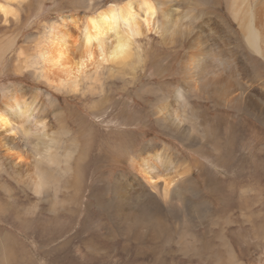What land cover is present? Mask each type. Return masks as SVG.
<instances>
[{
    "label": "rangeland",
    "instance_id": "1",
    "mask_svg": "<svg viewBox=\"0 0 264 264\" xmlns=\"http://www.w3.org/2000/svg\"><path fill=\"white\" fill-rule=\"evenodd\" d=\"M125 1L14 0L18 8L12 19L0 15V39L12 40L8 51L0 41V102L9 85L23 98L40 92L41 105L48 110L38 117L58 128L56 113H61L79 142L70 175L60 177L59 190L48 198L0 174V264H264V112L248 104L224 105L189 95L184 113L187 132L197 138L192 139L167 127L154 111L158 98L151 86L167 95L181 87L179 65L187 42L178 48L156 36L147 39L140 66L128 69L125 79L112 80L103 70L104 91L95 95L88 91L87 80L79 93L57 91L24 65L35 55L34 42L47 25L77 14L83 28L87 15ZM233 1L211 0L208 11L200 14L211 19L204 28L223 33L229 24L238 31ZM71 31L78 34L80 29ZM246 62L250 91L261 100L257 94L264 90V59L256 56ZM109 133L126 135L130 147L122 154L108 153ZM151 143L156 149L169 146L173 162L160 173L164 178L178 185L180 173L190 168L187 179H181L184 189L172 196L177 206L172 209L151 197L144 204L146 217L161 225L157 240L125 235L114 220L115 179L119 174L131 177L135 159ZM5 182L11 196L2 187Z\"/></svg>",
    "mask_w": 264,
    "mask_h": 264
},
{
    "label": "bare ground",
    "instance_id": "2",
    "mask_svg": "<svg viewBox=\"0 0 264 264\" xmlns=\"http://www.w3.org/2000/svg\"><path fill=\"white\" fill-rule=\"evenodd\" d=\"M12 1L0 2L3 19L17 13ZM210 4L211 0H126L124 3H111L107 8L87 15V24L83 28L79 25V15H65L60 22L45 27L43 34L34 42L35 55L26 58L24 65L38 81L57 91L79 93L85 87L84 80H87L88 91L95 95L104 91L103 70H108V78L112 80L125 79L130 74L128 69L135 70L134 65L140 66L143 42L147 39L156 36L163 44L178 48L187 42L189 49L179 65L181 87L172 95H167L159 86H151V91L158 98L154 111L159 120L175 132L183 136L189 133L192 139H197L192 131L187 132L190 127L185 124L188 116L184 113V105L188 103L189 95L213 98L224 105L248 104L250 108L264 112V90L257 94L262 99H255L256 94L250 91V78H246L250 69L246 61L253 62L256 56L264 59V0H234L231 11L239 29L234 31L232 25L227 24L223 33L214 29L209 32L210 28L203 26L205 21L211 25V19L200 17L208 11ZM172 5L182 7V10L170 9L169 12ZM200 20L203 23L198 22ZM71 28L73 31L80 29V32L72 33ZM0 41L6 51L11 48L12 40L8 43ZM2 53L4 51H0V57ZM22 96L13 92L11 85L4 88L0 102V174L7 173L18 185L37 195L32 180L34 164L32 154H29L32 146L26 133L29 128L37 127L48 132L69 128L59 112L56 113L58 128L53 127L47 118L38 117L40 112L48 110L41 105L40 92H36L32 99ZM50 100L54 102V98ZM78 114L74 112L76 120ZM105 147L108 153L119 151L122 154L130 145L126 144V135L109 133ZM69 149L72 153L71 171L73 157L79 149L77 138L72 137L71 143L65 144L64 150ZM172 162L169 146L156 149L151 143L135 159L131 177L117 175L114 220L125 235L159 239L161 225L146 217L144 204L151 197L171 205L173 209L172 196L174 198L184 189L185 183L181 179H187L189 175L186 173L190 168L180 173L177 185L174 179L160 174ZM57 179L60 183V177ZM59 183L53 186V190L43 191L37 196L50 197L59 190ZM2 187L11 196L10 185L5 182ZM142 204L140 210L136 209Z\"/></svg>",
    "mask_w": 264,
    "mask_h": 264
},
{
    "label": "clouds",
    "instance_id": "3",
    "mask_svg": "<svg viewBox=\"0 0 264 264\" xmlns=\"http://www.w3.org/2000/svg\"><path fill=\"white\" fill-rule=\"evenodd\" d=\"M26 135L32 146L34 189L40 195L58 185L57 177L70 175L72 153L64 148L65 144L71 143L72 133L66 128L48 132L37 127L29 128Z\"/></svg>",
    "mask_w": 264,
    "mask_h": 264
},
{
    "label": "crops",
    "instance_id": "4",
    "mask_svg": "<svg viewBox=\"0 0 264 264\" xmlns=\"http://www.w3.org/2000/svg\"><path fill=\"white\" fill-rule=\"evenodd\" d=\"M3 1H5V0H0V2H3ZM20 1H22V0H20ZM12 5L15 6L16 8H18V6H17L16 3H12ZM8 19H9V20L12 19V14L9 15Z\"/></svg>",
    "mask_w": 264,
    "mask_h": 264
}]
</instances>
